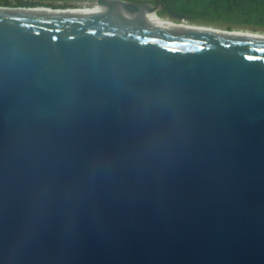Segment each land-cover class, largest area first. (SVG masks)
I'll list each match as a JSON object with an SVG mask.
<instances>
[{"label": "water", "instance_id": "water-1", "mask_svg": "<svg viewBox=\"0 0 264 264\" xmlns=\"http://www.w3.org/2000/svg\"><path fill=\"white\" fill-rule=\"evenodd\" d=\"M98 2L0 7V264H264V39Z\"/></svg>", "mask_w": 264, "mask_h": 264}, {"label": "trees", "instance_id": "trees-1", "mask_svg": "<svg viewBox=\"0 0 264 264\" xmlns=\"http://www.w3.org/2000/svg\"><path fill=\"white\" fill-rule=\"evenodd\" d=\"M166 8L189 15L190 22L264 29V0H159ZM153 2V0H150ZM165 16L164 12L158 13Z\"/></svg>", "mask_w": 264, "mask_h": 264}, {"label": "flooded vegetation", "instance_id": "flooded-vegetation-1", "mask_svg": "<svg viewBox=\"0 0 264 264\" xmlns=\"http://www.w3.org/2000/svg\"><path fill=\"white\" fill-rule=\"evenodd\" d=\"M114 1L125 2L128 4L155 5L154 0L153 2H150V0H114ZM79 5H83V6L91 5L98 7L99 2L98 0H0V7H8V8L34 9L37 7H43L50 9L51 11H65L72 9L71 12L73 13H78V12L83 13V10L84 11L88 10V9H76L79 8L77 7Z\"/></svg>", "mask_w": 264, "mask_h": 264}, {"label": "rangeland", "instance_id": "rangeland-1", "mask_svg": "<svg viewBox=\"0 0 264 264\" xmlns=\"http://www.w3.org/2000/svg\"><path fill=\"white\" fill-rule=\"evenodd\" d=\"M83 5H79L77 7H82ZM95 7V8H94ZM88 10L83 11V12H88V11H93V10H97L99 9V6H91L89 5L88 8H86ZM159 17H158V16ZM157 15H151L152 16V20L155 22H160V23H168V24H172L169 23V19L166 16H160L158 13ZM186 24H189V28H195V29H215V30H220V31H228V32H236V31H241V32H247L249 35H257V36H264V29H259V30H254L252 28H246V27H238V26H233L231 30L227 29V25L223 24V23H214L211 25H202V23H198V22H186ZM172 26H180V25H172ZM185 26V25H182Z\"/></svg>", "mask_w": 264, "mask_h": 264}, {"label": "bare ground", "instance_id": "bare-ground-1", "mask_svg": "<svg viewBox=\"0 0 264 264\" xmlns=\"http://www.w3.org/2000/svg\"><path fill=\"white\" fill-rule=\"evenodd\" d=\"M36 11H42V12H53V11H48V10H43V9H37ZM84 11V10H83ZM58 13H62V12H58ZM67 13H73L71 11H67ZM79 13V12H78ZM96 13H109V14H113L114 12L110 11L109 8H104V7H100L99 9H97L96 11H88V12H83L82 14H96ZM115 14V13H114ZM128 14V13H127ZM152 14H147L145 15L144 13H133L131 14V16H137L139 17L140 19H145V20H150V21H153L152 20V17H151ZM165 24H168V23H165ZM168 25H174V24H168ZM183 25L185 26H176V27H182V28H189V24H186L184 23ZM190 29H195V28H190ZM197 30H205V31H213V32H220V33H227V34H233V35H240V36H247V37H253V38H260V39H264V36H257V35H249L247 32H241V31H236V32H228V31H220V30H215V29H197Z\"/></svg>", "mask_w": 264, "mask_h": 264}, {"label": "built area", "instance_id": "built-area-1", "mask_svg": "<svg viewBox=\"0 0 264 264\" xmlns=\"http://www.w3.org/2000/svg\"><path fill=\"white\" fill-rule=\"evenodd\" d=\"M86 8H88V6H82V7L78 8V9H86Z\"/></svg>", "mask_w": 264, "mask_h": 264}, {"label": "clouds", "instance_id": "clouds-1", "mask_svg": "<svg viewBox=\"0 0 264 264\" xmlns=\"http://www.w3.org/2000/svg\"><path fill=\"white\" fill-rule=\"evenodd\" d=\"M80 8V7H79ZM95 8V7H94ZM76 9H78V8H76Z\"/></svg>", "mask_w": 264, "mask_h": 264}]
</instances>
